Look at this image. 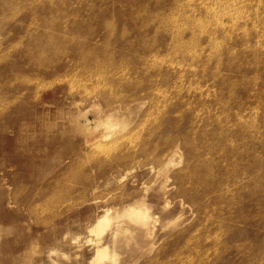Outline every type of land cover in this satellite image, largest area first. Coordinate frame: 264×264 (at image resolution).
Segmentation results:
<instances>
[{"label": "rangeland", "instance_id": "obj_1", "mask_svg": "<svg viewBox=\"0 0 264 264\" xmlns=\"http://www.w3.org/2000/svg\"><path fill=\"white\" fill-rule=\"evenodd\" d=\"M140 199L116 264H264V0H0V264H94Z\"/></svg>", "mask_w": 264, "mask_h": 264}, {"label": "bare ground", "instance_id": "obj_2", "mask_svg": "<svg viewBox=\"0 0 264 264\" xmlns=\"http://www.w3.org/2000/svg\"><path fill=\"white\" fill-rule=\"evenodd\" d=\"M95 109H96V107H95ZM83 114H85V113H82L81 116ZM80 117L77 118L78 121H79V118ZM94 125L95 126H93V127L90 125V127H92L94 130L96 128H100V127L103 129V132H102V135H101L102 142H103V140H108L109 141V140H111V139H113V138L121 135L124 131H126V128H127V126L124 124L123 120H121L119 117L115 116V112H113V113H107V114L101 116L99 118L98 122L96 124H94ZM79 128L81 130H85L87 128V130H88L87 125H85L84 123H80L79 124ZM89 129H91V128H89ZM125 141L126 140H124V139H117V140H115L116 145L118 147L121 146L123 143H125ZM107 148L109 149V147H107ZM119 148H121V147H119ZM171 157L172 158L169 161V164L168 165L165 164L160 169H158L157 174H161V173L166 174L168 170H170L173 167H176V165L180 163L181 160H180L179 153H177L175 151L172 154ZM193 174L196 175L195 172H192L190 176H193ZM121 219H127V221L130 224L135 225L138 229H141L142 227H145V226H149V224H151V221H150L149 217L147 216V212H146V203L142 199L135 200V201L131 202V204H127L122 211L116 212L114 215H110L108 212H106V213L100 215L99 217H97V219L95 220V222L90 227V232L95 237V239H92V238L90 239L95 244V248H94L95 249L94 250V258H93V263L94 264H103L104 261H110V262H112L114 264L117 263V261H116V255L115 254H112V251L109 250L108 245L100 244V241L102 239V235L105 232V230H107L114 222H116V224L114 223L115 226H116V229H115V231H113L114 232L113 237H115L120 232L122 234V232L129 231L128 228L122 227L121 224H119L121 222V221L119 222V220H121ZM112 227H113V225H112ZM152 232H153V227H150V228L147 227L142 232V234H143L144 237H150V235L152 234ZM107 233H108V231H107ZM140 233H141V231H140ZM125 235L123 234V236H125ZM110 237H112V235ZM146 243H151V242H146ZM124 246H125V244H124Z\"/></svg>", "mask_w": 264, "mask_h": 264}]
</instances>
